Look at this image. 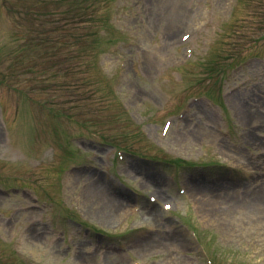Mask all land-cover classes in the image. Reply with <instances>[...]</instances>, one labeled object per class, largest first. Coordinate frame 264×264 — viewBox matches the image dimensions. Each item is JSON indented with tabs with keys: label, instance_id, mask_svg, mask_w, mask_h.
<instances>
[{
	"label": "rangeland",
	"instance_id": "1",
	"mask_svg": "<svg viewBox=\"0 0 264 264\" xmlns=\"http://www.w3.org/2000/svg\"><path fill=\"white\" fill-rule=\"evenodd\" d=\"M0 264H264V0H0Z\"/></svg>",
	"mask_w": 264,
	"mask_h": 264
},
{
	"label": "bare ground",
	"instance_id": "2",
	"mask_svg": "<svg viewBox=\"0 0 264 264\" xmlns=\"http://www.w3.org/2000/svg\"><path fill=\"white\" fill-rule=\"evenodd\" d=\"M75 175L76 174L74 173L73 179L77 177V175L76 176ZM71 178H72V176H71ZM98 180H100V179H98ZM98 180H95L94 183L88 187V189H87L86 192H88L91 195V198L89 200L87 199L88 202L89 201L90 202H93V200H94L93 198H95L96 204H100L101 205L100 208H101V212H102V211L106 210L108 207H107L106 203L104 205H102L101 202H103L104 200L108 201L110 198H108V200H107V196L105 197V193H104V190H103V187H104V185L102 184L103 181L98 182ZM144 180H146V178H143V179L140 178L139 179V185L138 186H139V188L146 190L147 188H145V186H144V182H145ZM89 181H92V180L89 179ZM243 198H247L248 201L246 203H244L243 202L244 199H241V200L236 199V202L232 206H236L237 207L239 205H242V206L248 207L250 205H254L255 203H257L263 197L261 195H259V193L258 194L257 193H249L248 195H244ZM121 201H122V203L124 202L123 200H121ZM147 209H148V211L150 213H153L154 212L153 207H149L148 206ZM222 210H223V214L222 215L224 217L234 216L233 219L237 217V219H234V221H235L234 222V228H235L236 232H238L240 230L241 221H242L241 217H238V216H242L241 209H240V211L233 210L232 213H230L228 211L229 210L228 207H227V209H222L221 207H219L218 210H217V212H221ZM32 237L33 236H31L30 238H32Z\"/></svg>",
	"mask_w": 264,
	"mask_h": 264
}]
</instances>
